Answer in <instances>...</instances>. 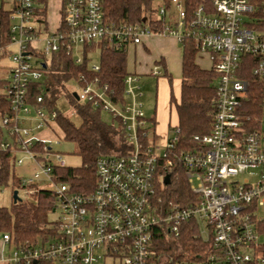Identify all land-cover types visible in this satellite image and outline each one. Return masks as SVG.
<instances>
[{
  "label": "built area",
  "instance_id": "2783aa9c",
  "mask_svg": "<svg viewBox=\"0 0 264 264\" xmlns=\"http://www.w3.org/2000/svg\"><path fill=\"white\" fill-rule=\"evenodd\" d=\"M11 2L10 42L0 44V66L3 58L12 61L7 69L11 113L1 123L6 140H0V153L11 150L17 167L26 165L18 154H28V164L34 167L29 178L19 176L23 194L54 192L55 211L60 213L58 234L48 245L28 251L17 248L5 258L3 249L12 244L11 236L1 235L0 263L264 264L258 243L264 235V0H202L195 7L187 0H153L160 5L150 8L152 17L117 24L108 22L104 0H61V21L53 32L50 24L39 23L32 0ZM158 20H163L162 31L153 29ZM173 21L182 32L171 27ZM151 35L171 36L180 44L190 41L210 61L218 93L210 133L194 136L198 146L192 150L173 154L179 129L172 130L174 136L166 146L149 139L139 102L144 97L140 76L125 79V100L133 98V105L126 106L125 101L114 102L97 78L83 86L84 76L79 75L73 79L81 87L75 92L78 101L120 119L131 149L97 160V181L90 193L56 184L54 169L67 166L54 151L55 142L36 132L50 128L59 113L44 97L49 90L42 84L45 63L36 52L52 55L64 49L80 64L83 60L76 56L84 55L85 46L107 42L128 51ZM91 69L100 71V66ZM161 74L160 66L152 69L153 76ZM36 84L42 85L41 94L31 101L30 87ZM252 100L259 105L250 108ZM175 162L183 167L195 196L187 206L165 204L157 197L167 187L166 178L171 182ZM240 175L247 176L243 183L234 181ZM156 198L162 207L156 206ZM186 229L195 231L191 234L199 243L188 257H155L157 232L179 239Z\"/></svg>",
  "mask_w": 264,
  "mask_h": 264
},
{
  "label": "trees",
  "instance_id": "16d2710c",
  "mask_svg": "<svg viewBox=\"0 0 264 264\" xmlns=\"http://www.w3.org/2000/svg\"><path fill=\"white\" fill-rule=\"evenodd\" d=\"M50 0H32L35 4V11L39 16V23H44L49 27L47 17L48 3ZM64 1V0H63ZM202 0H187L192 6H197ZM153 0H104L105 15L109 23L117 24L123 20L133 23L141 22L143 16H151L153 12H148ZM3 5V4H2ZM3 7V6H2ZM0 8V44H9L11 38L10 15L11 12ZM157 31L164 29L163 20H158ZM182 81L181 94L178 99L174 94L173 79L165 66L164 60L157 65L162 66L161 75L167 78L170 83V104L178 115V123L172 128L179 129V140L175 144L173 154L181 151H188L195 148L194 141L196 135H206L210 133L217 105V74L212 67L205 70L197 62L198 49L190 41L182 44ZM101 51L100 71H93L89 66L88 54L94 50L95 46L84 47V59L82 63L76 64L74 58L64 49L50 56L37 53L36 56L42 58L45 67L42 68L45 79L44 85L49 89L44 95L51 109H57V99L65 89V84L84 76L81 82L83 86L96 78L100 85H106L111 99L118 103L125 101V79L131 75L128 71V51L126 46L118 47L115 44L100 42ZM4 53L2 57H5ZM1 67V66H0ZM9 79L0 78V140H6L5 130L2 127L4 117L11 113V98L8 94ZM41 84L30 87L29 97L35 101L41 94ZM70 98L77 114L81 118V125L77 127L70 118L59 113L56 123L63 130L65 137L76 143L78 155L81 156L83 165L79 168L56 167L53 171L54 182L56 184H67L72 190L81 193H90L96 185V163L100 157L110 156L118 152H127L131 149L126 139V131L120 119H115L118 127L106 124L102 118V108H95L90 103L79 104L72 93ZM249 105H259L258 101H250ZM147 122L155 125V120L149 119ZM147 145V142L144 141ZM15 155L8 150L0 153V184L7 183L11 178L14 184L20 185V178L16 175ZM167 194L159 192L157 197L163 203L175 202L187 206L189 202L195 201V196L190 191L189 184L185 178L183 167L175 162L173 175L170 184L167 185ZM20 197V196H19ZM57 196L52 191L41 190L29 202L22 199L14 203L11 208L0 207V235L10 234L11 243L17 249L28 251L34 249L49 236L55 238L58 234L57 222L49 221V214L55 211ZM163 203L155 199V204L162 207ZM195 232V231H192ZM192 232L186 229L181 238L164 234L161 230L155 234V257L161 259L165 256H175L176 259H185L187 253L195 250L199 243L193 239ZM181 250V253L179 251ZM264 257V245L260 248ZM15 264H52V262L41 261L39 263H27L26 261Z\"/></svg>",
  "mask_w": 264,
  "mask_h": 264
},
{
  "label": "rangeland",
  "instance_id": "374dc122",
  "mask_svg": "<svg viewBox=\"0 0 264 264\" xmlns=\"http://www.w3.org/2000/svg\"><path fill=\"white\" fill-rule=\"evenodd\" d=\"M158 5H160V2H153L151 5V8H157ZM3 6V7H2ZM60 6H61V0H50L48 3V10H47V16H48V21L49 24L51 25V32H53V30H55V27H57L59 25V21H61V11H60ZM3 8L4 10L8 11L12 8V2L11 0H7L5 1V3L2 5L1 4V0H0V8ZM155 14V13H154ZM156 15V14H155ZM157 16V15H156ZM154 17V16H153ZM172 28L178 31H183V29L181 27H179L176 22H172ZM93 46H95L94 50L89 51L88 54V59H89V66L93 67L95 65H99L100 61H101V51L99 48V43L94 44ZM40 51L43 50L44 48V44H40L39 46ZM159 49L157 48H152L151 51L153 52V55H151V57H149V62L152 63L153 67L152 69L157 66L154 64L155 59L159 60L161 58V54H159ZM169 51V50H168ZM11 52L15 53V49H11ZM165 56H168V63H169V73L172 76L173 79V88L175 93H179V84H180V80L182 78V74H181V61L183 59V51H182V46L181 44L176 46V53H172L169 55L170 52L166 51L163 52ZM50 56V55H48ZM51 57V56H50ZM141 57V58H140ZM76 58H80V59H84V56L82 53H78ZM35 59L37 58H33L32 62L35 63ZM138 61L144 62V58L141 55H139V59ZM134 62H135V55L134 53H129L128 56V71L130 73H143L142 71L147 72L148 68L146 69H140L138 71L134 70ZM198 64L200 65L201 68L208 70L212 67L210 61L206 58V56H199L197 59ZM12 66V61L8 59V57L3 58L1 60V67H0V78H8L9 79V74L6 72L7 69ZM163 79H154L151 77H143L145 80L142 82L143 84V93H144V97L139 99V102L141 101L143 103V111L146 114L147 117H151L153 114V110L156 106V104L158 105H162L163 102V97L166 93V86L164 85L165 82H163L164 80H166L167 78L164 77V75L162 76ZM169 86L170 83L169 81H167ZM81 91V87L80 85L77 83V81L75 80H70L65 84V89L61 92V94L59 95L58 99H57V109L56 111L58 113H61L65 116H67L68 118H70V120L72 121V123H74L77 127H79L81 125V118L79 117V115L77 114L70 98L68 97L69 93H75V92H80ZM100 94H103L102 91L99 92ZM104 99L109 100V98L107 97V95L103 94ZM126 106H132L133 105V98L132 97H127L125 100ZM79 104H84V102L80 101ZM122 107V105L120 106V108ZM101 118L102 120L109 125H113V123H115L116 127H118L117 122L114 121V117L111 113L103 111L101 113ZM176 123V119H175V114H172V118H171V125L174 126ZM149 130H150V137L149 139L153 140V136L151 134V132H153L152 126H148ZM36 134L40 137H44V138H48L51 139L53 142H55L54 144V151L58 152L61 156H62V160L65 162V165L69 168H79L83 165V161L81 156L78 155V149H77V145L75 142L67 139L65 137V134L63 132V130L61 129V127L56 123V122H51L50 123V128L48 129H43L41 131H37ZM174 136L172 130L170 131V134H167L166 138L164 140H157L155 143L158 146H166L168 143V140L170 138H172ZM56 142H58V144H56ZM18 158L24 159L26 160V165L28 164V154L26 153H19ZM18 173H20L19 175L25 177V178H29L30 177V173L27 172H22L18 170ZM247 176L246 175H240L238 176L234 181L243 183L246 180ZM41 185L47 186L50 185V183H42ZM166 189V187H164ZM18 191L19 192V196L20 198L25 201V202H29L31 200H33V198L37 195H33L32 197L24 195L23 194V190L17 185L14 184L13 179L11 178L7 183H2L0 184V207L3 208H11L14 204V192ZM164 197H166L167 194V190H165V192H163ZM59 211H54L51 212L49 214V221L50 222H57L58 217H59ZM45 244L44 245H48L50 243H52L54 241V238L49 236L47 237L45 240ZM260 245H264V235L260 236L259 238V242ZM40 246H43V241L41 240ZM2 250V241H1V235H0V252ZM4 251V257L5 258H9L12 257L14 252L16 251V248L13 244L11 245H6L3 249ZM1 264V263H0Z\"/></svg>",
  "mask_w": 264,
  "mask_h": 264
},
{
  "label": "crops",
  "instance_id": "0c3cea01",
  "mask_svg": "<svg viewBox=\"0 0 264 264\" xmlns=\"http://www.w3.org/2000/svg\"><path fill=\"white\" fill-rule=\"evenodd\" d=\"M178 44L180 45V43L174 37L151 35V36L145 37L143 40V43L140 45H130V47L128 48V56H129V53H134V55H135L134 70L138 71L140 69L144 70V69L148 68L147 72H145V73H144V71H142L143 73H140V74H138V73H132V74L140 76L142 78V82L145 80L143 77H147V78L151 77L154 79L159 78L158 80L163 79V77H162L163 75H160L157 77L152 75L153 65H152V63L149 62V59H148L149 57H151V55L154 56L151 49L157 48V49H159L158 50L159 54H161V58L159 60L155 59L154 64L157 65L158 62H160L161 60H164L166 68L169 69V63H168V59H167L168 56H165L163 52H165V54H166V51L170 52L169 55L172 54L173 52L176 53V46ZM140 52L144 58V62L138 61ZM157 66H160V65H157ZM160 68H161V72H163L162 66H160ZM6 72L8 73V71H6ZM181 74H182V61H181ZM167 81H168L167 79L163 81V82H165L164 85L166 86V93L163 97L162 105L160 106V105L156 104L151 117H147L145 114L147 121L149 119L155 120V123H156L155 125L148 122V125L152 126L153 140L155 142L159 139L164 140L166 138L167 134H170V131L172 130V128H174L178 123V115H177L176 111L171 107V104H170V92H171V90H170V86H169ZM181 81H182V78H181L180 84H179L178 95L174 91V94L178 99L180 98V94H181ZM173 113L175 114V119H176V123L174 126L171 125V118H172ZM33 167L34 166L31 164L30 165L27 164V165L17 167V168H18L19 172L22 171L25 173H27V172L30 173L33 170ZM17 168H16V175L19 177L21 175H19L20 173H18Z\"/></svg>",
  "mask_w": 264,
  "mask_h": 264
},
{
  "label": "water",
  "instance_id": "95a60500",
  "mask_svg": "<svg viewBox=\"0 0 264 264\" xmlns=\"http://www.w3.org/2000/svg\"><path fill=\"white\" fill-rule=\"evenodd\" d=\"M73 95H74L75 99L78 100V96H77V94L74 93ZM165 183H166L167 185L170 184V178H169V177L166 178ZM20 199H21V198L19 197V192H18V191H15V192H14V203H17L18 201H20Z\"/></svg>",
  "mask_w": 264,
  "mask_h": 264
}]
</instances>
